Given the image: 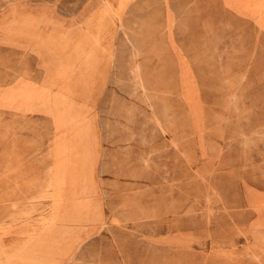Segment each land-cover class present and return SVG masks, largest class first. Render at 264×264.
I'll list each match as a JSON object with an SVG mask.
<instances>
[{
    "label": "rangeland",
    "instance_id": "rangeland-1",
    "mask_svg": "<svg viewBox=\"0 0 264 264\" xmlns=\"http://www.w3.org/2000/svg\"><path fill=\"white\" fill-rule=\"evenodd\" d=\"M105 1L99 40L104 0H0V229L49 220L54 140L38 102L1 97L43 86L48 104L65 71L94 216L59 264H264V0ZM29 20L45 49L15 35Z\"/></svg>",
    "mask_w": 264,
    "mask_h": 264
},
{
    "label": "crops",
    "instance_id": "crops-1",
    "mask_svg": "<svg viewBox=\"0 0 264 264\" xmlns=\"http://www.w3.org/2000/svg\"><path fill=\"white\" fill-rule=\"evenodd\" d=\"M103 8V3L100 10ZM99 12L95 26V32L102 37L107 21H99ZM113 22L117 23L116 20ZM23 88H11L7 94L1 97L7 108L20 109L19 92ZM69 100L56 91L51 92L49 114L54 133L51 151L50 177L46 179L44 186L51 189L52 207L50 218L41 225L32 226L27 218L19 221L17 227H11L8 231L19 233L21 245L13 255L6 254L0 249L6 264H59L60 260L67 256L73 242L72 230L80 222H85L94 216L92 208L87 201L78 202L79 190L77 184L84 180H90V172L93 165V147L88 126H66L60 121L68 107ZM72 112L75 110L71 106ZM84 116V110L81 109ZM86 122V120H85ZM58 131V132H57ZM56 134V135H55ZM65 134V135H64ZM75 148V149H72ZM71 151L77 152L71 157ZM84 166L86 171L84 173ZM71 183L72 188L59 189L60 183ZM76 184V185H75ZM87 196H85V199ZM27 227V228H26ZM2 230V229H0ZM4 246V245H3ZM1 248V244H0Z\"/></svg>",
    "mask_w": 264,
    "mask_h": 264
},
{
    "label": "bare ground",
    "instance_id": "bare-ground-1",
    "mask_svg": "<svg viewBox=\"0 0 264 264\" xmlns=\"http://www.w3.org/2000/svg\"><path fill=\"white\" fill-rule=\"evenodd\" d=\"M99 17H100L99 21L105 20L108 22V20H109L110 22H113L114 20H116V22H118L117 17L111 11V9L109 8V6L105 0L103 2V8L99 11ZM31 23H32V20H29L27 22H23L22 27L24 28L25 33L18 31L17 34H15V35H17L18 37L27 39L28 42H33V44L35 45L36 48L43 50V49H45L44 40L41 39L38 41H32L31 40L32 38L29 36V34H27L28 30H31ZM92 27H93L92 29H94V31H95V26H92ZM95 34H96V32H95ZM96 36L99 40L101 39L99 37V35L96 34ZM57 78L61 79L63 90L62 91L56 90V92L67 97V99L69 100V106H70V110H68L67 112H64V114L61 115V117L59 118L60 121L66 126H74V127L87 126V123L85 122V119L83 118V113L81 112V109L75 111L74 113L72 112L71 106L73 107L72 102H73V96L74 95H73V91H72L71 87L68 85V82L66 79L67 78L66 72L62 71L61 73H57ZM43 94H44V87L43 86H40V88L39 87L38 88L25 87V90H23L22 92H19L20 105L23 107L24 104H27L30 102L31 103L32 102L33 103L38 102L45 110H47L49 112L50 101L48 104H45L43 101ZM31 103H30V105H31ZM72 149H75V148H72ZM69 153H70L71 157H75V154H77V152H74V151H71ZM8 236H13V238L18 239V241L16 243H14V245L11 244V242H9V244H8L5 242V239H4ZM20 240H22V239H20L19 233H17L16 231L0 230L1 249L6 254L13 255L17 251V249L19 248L17 246L21 245Z\"/></svg>",
    "mask_w": 264,
    "mask_h": 264
}]
</instances>
